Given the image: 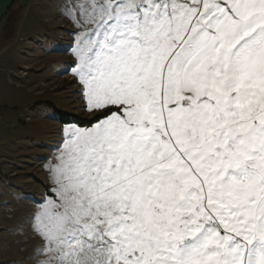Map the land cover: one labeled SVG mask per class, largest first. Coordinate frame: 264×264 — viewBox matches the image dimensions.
Returning <instances> with one entry per match:
<instances>
[{"label": "snow or ice", "instance_id": "1", "mask_svg": "<svg viewBox=\"0 0 264 264\" xmlns=\"http://www.w3.org/2000/svg\"><path fill=\"white\" fill-rule=\"evenodd\" d=\"M55 11L84 115L32 106L62 126L12 264H264V0Z\"/></svg>", "mask_w": 264, "mask_h": 264}, {"label": "rangeland", "instance_id": "2", "mask_svg": "<svg viewBox=\"0 0 264 264\" xmlns=\"http://www.w3.org/2000/svg\"><path fill=\"white\" fill-rule=\"evenodd\" d=\"M58 0H0V262L12 264L24 257L23 225L32 202L16 199L38 184L29 173L44 178L42 165L52 150L45 145L60 139L61 122L45 118L32 106L83 116L77 87L58 73L68 57L45 52L40 43H66L69 39L56 15ZM40 43H37V42ZM17 185L10 188L9 185ZM11 200L12 202L4 203ZM30 243V242H29Z\"/></svg>", "mask_w": 264, "mask_h": 264}, {"label": "trees", "instance_id": "3", "mask_svg": "<svg viewBox=\"0 0 264 264\" xmlns=\"http://www.w3.org/2000/svg\"><path fill=\"white\" fill-rule=\"evenodd\" d=\"M72 115H75V114H72ZM75 116H78V115H75ZM58 121H60V120H58ZM61 122V121H60Z\"/></svg>", "mask_w": 264, "mask_h": 264}]
</instances>
